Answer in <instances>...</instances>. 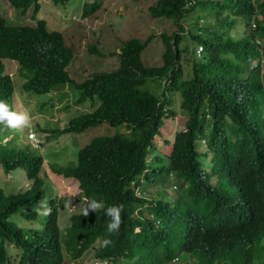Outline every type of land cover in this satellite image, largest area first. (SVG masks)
I'll list each match as a JSON object with an SVG mask.
<instances>
[{
	"label": "clouds",
	"instance_id": "1",
	"mask_svg": "<svg viewBox=\"0 0 264 264\" xmlns=\"http://www.w3.org/2000/svg\"><path fill=\"white\" fill-rule=\"evenodd\" d=\"M159 1L149 8L151 18L174 22L175 29L152 33L142 39L122 36L119 32L118 23L127 17L120 11L118 0H0V150L3 151L0 173L5 174L0 177V191L7 198L16 197L19 213L23 215H17L16 221L38 240L48 231L49 219L54 216V228L66 264L78 263L70 259L64 245L72 233L74 220L86 218L87 223L104 225L103 229L110 234L119 232L120 226L129 230L121 218L122 212L125 218L128 206L127 202L121 203L123 197L133 199L135 204L132 217L138 222L133 225V233H142L139 226L142 219L149 222L151 231L154 227L161 229L157 234L151 232L148 239L161 236L162 243L167 245V257L175 252L173 263L184 262L177 257V251L197 247L196 252L206 259V245H218L214 264H264V0L247 5L242 13L229 20L234 24L232 38L251 34L259 56L247 62L251 74L257 67H263L261 82L251 83L246 89L240 86L236 92L230 82L225 86L223 97L226 106L213 109L209 100L206 107L213 113L205 115L206 120L216 119L231 129L235 125L245 126L246 143L214 149L207 137L197 136L187 153L180 157L177 144L190 121V112L182 106V94H174L171 104L164 107L162 124L153 138L147 133L142 138L140 131L128 126L127 121L120 120L117 127L102 121V104L90 96L99 86L94 82L96 79L107 76L110 86L121 83L125 77L124 63L135 66L140 76L141 67L163 69L168 41L174 45L177 36L191 39L189 32L183 31L175 21L152 15ZM200 22L203 21L200 19ZM137 26H131L128 33ZM195 29L192 28L194 34L198 32ZM150 44L155 49L164 46L163 59L158 61L160 66H151L160 53L151 52L145 57ZM186 45L190 47V58L203 57L202 44L183 41L180 50ZM180 63L183 68H191L183 56ZM187 69L186 77L190 75ZM103 82L102 79L100 85ZM153 83H158L160 92L155 95L160 96L166 88V79L151 76L142 90H148L147 86ZM210 89L218 90L219 84L208 87L212 94ZM229 93L231 101L237 97L236 102L244 104L241 112L236 109L234 114L225 110L232 106L227 98ZM45 113H55L53 124L47 122ZM180 113L184 116L179 117ZM79 124L83 127L81 130H77ZM171 124L176 130L173 140L165 138ZM59 129L68 132L59 134ZM116 133L136 147L130 170L119 165L105 149L107 157L102 161L107 163L106 173L99 175L92 186L81 180L86 178L61 169L79 165L78 154L85 144L95 141L100 147L111 146V137ZM66 136L75 141L78 138L81 144L75 161L64 166L48 160L47 156H50L48 149L57 148L55 144ZM157 144L168 147L169 153ZM32 164L39 166L29 174L27 167ZM179 165H185L199 179L204 173L210 179L224 176L231 187L229 195L222 204H215L217 199L209 201L212 209L204 205L201 197L191 191L189 176L173 170ZM227 202L233 208L229 220L236 226L234 231L227 227L228 219L223 215ZM164 222L171 226L165 233ZM178 229H181L179 235ZM112 243L111 239H105L104 243L100 240L90 251L98 254L103 245ZM9 256L13 264H20V249L11 247ZM205 259L201 258L199 264H204ZM119 261L126 262L123 257L107 260L93 257L92 264Z\"/></svg>",
	"mask_w": 264,
	"mask_h": 264
},
{
	"label": "trees",
	"instance_id": "2",
	"mask_svg": "<svg viewBox=\"0 0 264 264\" xmlns=\"http://www.w3.org/2000/svg\"><path fill=\"white\" fill-rule=\"evenodd\" d=\"M260 2L261 0H160L153 7L152 15L175 21L183 31L189 32L191 39L183 40L181 36H177L174 45L168 41L169 51L167 47L166 67H162L163 69L141 67L142 69H138L142 73L140 76L135 66L127 62L123 64L125 77L121 83L110 86L107 76L94 80L95 83H99V86L90 96L102 104L100 111V116L104 119L102 121L114 127L119 125L120 120L127 121L128 126H134L136 131H140L142 138L145 133L153 138L162 124L165 114L164 107L171 104L172 96L178 93L183 96V109L190 112L189 126L182 133L177 144L178 156L182 157L187 153L191 142H195L197 136L207 137L209 145L214 149L221 145L233 146L246 143L245 126L235 125L233 129L225 128L216 119L206 120L205 115L213 114L206 110L209 100L213 104V109L220 110L222 106H226L227 102H223V97L225 86L228 83L231 82L230 87L232 86L231 89L236 92L240 86L246 89L251 83L261 82L263 67H257L252 70L254 73L251 74L249 71L251 67L247 62L259 56L258 51L252 45L251 34L246 33L243 37L232 38L231 32L234 24L229 21L233 19V16L238 15L237 13H242L247 5L249 7ZM198 9L203 10L204 13L198 12L199 17L193 19ZM204 16H206L205 19ZM200 19L203 22H200ZM192 28H196L198 32L194 34ZM183 41L186 44L191 41L194 44H202L204 46L203 57L201 59H196L194 56L190 58L188 45L181 51L180 44ZM181 56L184 57L187 65L191 64V68H183L180 63ZM167 69L174 71L169 72ZM185 69H187V75L190 73L188 77L185 75ZM151 76L166 79V88L160 96L141 88ZM102 79L105 82L100 85ZM217 84H219V89L214 92L210 89L211 94L208 87L212 85L215 88ZM230 95L229 93L228 99ZM236 101H238L237 97L234 102L229 99L232 106L226 107L225 110L234 114H236V109L241 112L244 104ZM196 112L199 114L197 115ZM82 128L80 124L77 125V130ZM59 130V134L68 132V130ZM111 144L108 147H100L95 141L85 144L78 154L79 165L61 169L71 175L74 173L86 178L81 180L92 186L99 175L106 173L107 163L102 159L107 157L105 151L107 150L113 154L114 160L119 165L130 170L129 166L136 155L135 145L122 137L120 133L111 137ZM0 149H2L1 146ZM223 150L224 148H221V151ZM2 157L3 151L0 150V159ZM41 162L42 160L39 161ZM37 166L39 164L29 165L28 173L31 174ZM173 170L189 176V181L192 182L191 191L197 193L203 204H207L211 209L209 201L217 199L214 203L222 204L225 196L229 195L231 187L222 175L219 177L216 175L217 177L210 179V176L204 173L199 179L196 173L190 174L189 168L185 165L175 166ZM129 199L127 197L121 199L122 204L128 203L127 214L124 218L122 212L121 218L128 225L129 230L120 226L119 232L110 234L103 229L104 225L87 223L86 218L74 220L72 233L64 243L71 260L80 262L85 254L94 248L95 243L100 240L104 243L105 239H111L113 243L107 247L103 245L100 249L97 248L98 254L94 255L97 259L123 257L124 261L126 260L125 264H199L201 258L205 259L201 253L196 252V247L189 251H177V257L182 258L184 262L173 263L175 252L167 257V245L162 243L161 236L155 235L148 239L151 232L157 234L161 229L154 227L151 231L149 222L146 223L143 219L139 222L142 233L134 234L132 228L138 219L132 217V206L135 208V204H133V199H130L131 203ZM19 211L20 205L16 197L7 198L0 191V264H13L9 249L14 246L21 250L20 264H66L59 244V235L54 228V216L49 219L48 231L41 234V240H38L36 236L30 234L31 231L28 228L18 224L14 219L17 215L23 217ZM223 215L228 219L226 220L227 227L234 231L236 226L229 220L233 216V208L229 202L226 203ZM163 225L165 233L171 226L166 222ZM180 233L181 229H178L176 234ZM159 239H161L160 242ZM206 246L207 258L204 264H214L219 254L218 245ZM191 257L195 258V262L189 260L192 259Z\"/></svg>",
	"mask_w": 264,
	"mask_h": 264
},
{
	"label": "rangeland",
	"instance_id": "3",
	"mask_svg": "<svg viewBox=\"0 0 264 264\" xmlns=\"http://www.w3.org/2000/svg\"><path fill=\"white\" fill-rule=\"evenodd\" d=\"M118 1L120 4V11L122 12V14H124L127 17L126 20L124 18L123 21H120L118 23V29L120 30L119 32L121 33L122 36L123 35L139 36L142 39H146L152 33H161L163 31H168V30L172 32L175 29L174 22L165 20L163 18H156L155 20L151 18L149 8L150 6L156 3V0H145L143 2L139 0H118ZM198 12L201 13L203 12V10L198 9V11L193 16L199 17L200 14ZM164 22H171V24ZM137 24L138 26L132 31H130V33H128V30L132 29L131 26H135ZM163 51H164V46H160V47L158 46L157 49H155L150 44L148 50L145 53V57L149 55L151 52L160 53L151 62V66L153 67L160 66L158 61L160 58L163 59ZM82 57L83 55L81 54L80 58ZM81 64H83L82 61ZM147 89L157 95L160 92V87L158 86V83L149 84L147 86ZM43 116L45 117V119H47V122L49 124H53L55 122L56 119L55 113L54 114L45 113ZM182 116H184V113H180L179 117ZM174 122L175 123L177 122L176 119H174ZM170 127L171 130L170 132L165 134V138H169L173 140L176 130L174 129V124L173 125L171 124ZM80 144L81 142L78 138L75 141L72 140L71 137L66 136L60 140V143L55 144L57 145V148L55 147L48 149V153L50 154V156H47V159L53 162H57L64 166L69 165L72 161H75ZM157 145L162 151H164L165 153H169L170 149L168 147L160 146L159 144ZM0 177H5V174L1 172ZM1 186L4 187L5 183L2 182ZM14 219L17 220L16 217ZM39 224L41 226V219H39ZM93 257H94V251H89L80 262L75 264H92ZM16 259H19V255L16 257ZM117 264H120V261Z\"/></svg>",
	"mask_w": 264,
	"mask_h": 264
}]
</instances>
